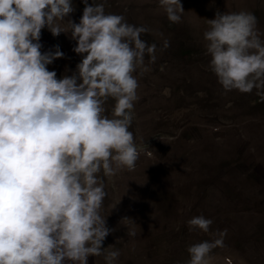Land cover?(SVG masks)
Segmentation results:
<instances>
[{
  "label": "clouds",
  "instance_id": "1",
  "mask_svg": "<svg viewBox=\"0 0 264 264\" xmlns=\"http://www.w3.org/2000/svg\"><path fill=\"white\" fill-rule=\"evenodd\" d=\"M82 2L75 22L65 19L72 0H0V264H88L101 255L115 264L120 256L103 247L112 231L101 214L105 177L134 171L144 151L130 129L138 77L147 71L145 56L155 63L157 45L142 39L145 26L105 12L102 2ZM157 3L171 23L181 21V0ZM206 23L204 47L217 82L225 92L255 90L264 102V40L255 14L217 10ZM45 28L53 36L70 32L76 42L81 60L71 75L49 70L65 54L59 45L41 51ZM212 224L203 215L187 221L211 239L189 244L184 264H210L213 250L224 247L226 230L213 232ZM136 234L128 228V236Z\"/></svg>",
  "mask_w": 264,
  "mask_h": 264
},
{
  "label": "rangeland",
  "instance_id": "2",
  "mask_svg": "<svg viewBox=\"0 0 264 264\" xmlns=\"http://www.w3.org/2000/svg\"><path fill=\"white\" fill-rule=\"evenodd\" d=\"M96 2L148 28L142 39L157 45L155 63L145 56L147 71L138 77L130 129L144 151L134 171L105 177L101 214L112 231L103 247L120 251L115 264H184L189 244L211 239L187 225L203 215L212 219L211 231L226 230L224 247L213 250L210 264H226V258L231 264H264V102L255 90H223L208 68L203 40L206 21L217 10L253 12L264 40V0H181L179 23L166 18L157 0ZM72 3L74 11L65 19L79 22L85 5ZM40 43L41 51L54 52L59 45L65 54L48 65L58 78L75 71L81 56L73 51L70 32L53 36L45 28ZM165 88L170 95L163 94ZM113 103H106L109 112ZM128 228L135 237L127 235ZM88 264L106 261L89 256Z\"/></svg>",
  "mask_w": 264,
  "mask_h": 264
}]
</instances>
